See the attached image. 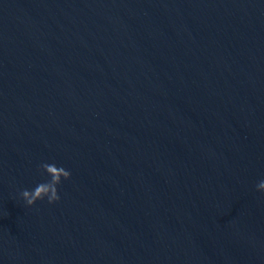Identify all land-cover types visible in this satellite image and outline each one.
Returning <instances> with one entry per match:
<instances>
[{"label": "water", "instance_id": "1", "mask_svg": "<svg viewBox=\"0 0 264 264\" xmlns=\"http://www.w3.org/2000/svg\"><path fill=\"white\" fill-rule=\"evenodd\" d=\"M261 180L264 0H0V264H264Z\"/></svg>", "mask_w": 264, "mask_h": 264}, {"label": "clouds", "instance_id": "2", "mask_svg": "<svg viewBox=\"0 0 264 264\" xmlns=\"http://www.w3.org/2000/svg\"><path fill=\"white\" fill-rule=\"evenodd\" d=\"M42 174H47L50 178L47 182L39 183L33 190H23L20 194L28 207H32L37 201L47 198L49 204L59 201L58 186L62 180L66 181L71 178V173L63 167H57L54 163H42L40 165ZM256 190L264 194V180L256 185Z\"/></svg>", "mask_w": 264, "mask_h": 264}]
</instances>
